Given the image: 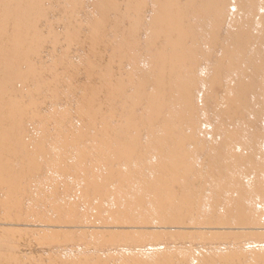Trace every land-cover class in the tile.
<instances>
[{
    "label": "bare ground",
    "instance_id": "6f19581e",
    "mask_svg": "<svg viewBox=\"0 0 264 264\" xmlns=\"http://www.w3.org/2000/svg\"><path fill=\"white\" fill-rule=\"evenodd\" d=\"M58 27L70 57L110 66L82 86L78 64L55 63L63 94L91 100L49 120L19 97L47 52L42 29ZM45 146L74 152L39 164ZM28 223L106 231L45 247L22 237ZM153 225L235 232L165 243L112 230ZM0 226V264H264V0H0Z\"/></svg>",
    "mask_w": 264,
    "mask_h": 264
},
{
    "label": "rangeland",
    "instance_id": "374dc122",
    "mask_svg": "<svg viewBox=\"0 0 264 264\" xmlns=\"http://www.w3.org/2000/svg\"><path fill=\"white\" fill-rule=\"evenodd\" d=\"M59 16H61L62 15V13H64L63 12V10L62 9H60L59 10V13L58 12H56ZM62 16H64V15H62ZM65 18H66V16H65ZM66 21V22H65ZM69 21L67 20V19H65L64 20V23L66 24L65 26H67V25H69L70 26V23H68ZM129 26V25H128ZM66 29V28H65ZM43 31H42V33L45 35V38H44V36H42V37H40V39H42V40H40V42H39V44L41 45V46H45L46 47V50H47V52L46 53H43L42 55H43V60L42 61H39V59L37 60V59H34V58H32V57H30V59L32 60V61H34V63L32 62L31 63V60H30V63L33 65H35L36 67L34 68V72H35V74L34 73H32L33 75H31V77L30 78H32L33 79V81L34 82H32V83H28V84H26L25 85V90H23L22 92H20L21 94H20V102L21 103H23V104H25L26 105V107H28V108H30L31 109V106L33 107V109L34 110H39V115H41L43 118H46V116H47V118H49V120H51L52 118H56V115H55V117L54 116H52L51 118H50V116L48 115V113H46L47 111H48V109H54V107L53 106H57V114H59L60 115V117H62V118H64V116H63V114L65 115V116H69L70 114H71V116L75 113L74 111H77V110H75V106H77L78 108H76V109H78V110H81V108L83 107V109H85V105H87L89 102L88 101H90L91 99H87L88 98V96H85V98L83 99V97H80V98H77L76 96L74 97V96H70V95H64L63 94V92H62V90H60V86H61V84H62V82L63 81H65V80H67L66 78H63V76L60 74V72H59V70L57 71L56 69H55V66H56V64H57V62H60V61H63L64 63H63V65H70L71 63L73 64H71L69 67H76L77 66V64H78V69H79V71H74L73 72V77H72V80L73 81H75V83L76 84H79V83H83V84H80V85H82V86H84L85 85V82L87 83V84H91V85H93V86H96L97 85V82H95L94 80H96V79H93V81L92 80H89V79H87L86 77H84V73L86 72V73H89V72H93V73H96L97 72V69H105V68H107V67H109L110 66V64H109V62L110 61H108V62H106V61H103V62H95L94 63V60H89V59H92V58H89L88 60L89 61H93V63L94 64H92L91 62H87L88 60H83V59H80V61H79V58H77V55H78V53L76 54V56L75 57H70V55L68 54V51L69 50H66V49H70V48H73L74 50H77L78 49V46L77 45H75V44H73V43H68V42H66L65 43V41L64 42H62V40H61V38H64V29L62 28V27H58V28H55L54 30L55 31H57L56 33V36L57 37H55L54 36V38L58 41V42H56L55 41V39L54 38H52L53 36H52V33H55L54 31L53 32H48L46 29H42ZM85 31V30H84ZM84 31H81L80 32V38L82 37V35H83V33H84ZM70 32H73L72 31V29H71V31ZM152 32V31H151ZM67 33V32H66ZM65 33V34H66ZM77 33V32H76ZM60 34H61V36H60ZM46 35H47V37H50V40H51V38H52V40L50 41L49 40V38H47L46 37ZM51 35V36H50ZM67 35V34H66ZM65 35V36H66ZM77 36V35H76ZM44 38V39H43ZM47 38V39H46ZM46 39V40H45ZM44 40V41H43ZM54 42V43H53ZM95 42V44H97V43H99V41H94ZM42 43V44H41ZM46 43V44H45ZM50 43V44H49ZM70 45V46H68V44ZM57 44V45H56ZM94 43H92L91 44V46H94L95 45ZM100 44V43H99ZM99 44L97 45V46H94V47H99ZM53 45V46H52ZM90 45V43L88 44H86V46H89ZM40 46V47H41ZM61 46V47H60ZM67 46V47H66ZM54 49H53V48ZM62 48V49H61ZM61 49V50H60ZM58 54V55H57ZM50 55V56H49ZM78 59V60H77ZM57 60V61H56ZM72 60H73V62H72ZM13 61H14V63H12V69H13V71L14 72H20L22 75L24 74H27V72H25V71H27V70H25V68L27 69V66L25 65V64H22L21 62H19L17 59H13ZM12 61V62H13ZM56 61V62H55ZM83 61V62H82ZM85 61H86V63H85ZM71 62V63H70ZM82 62V63H81ZM56 63V64H55ZM70 63V64H69ZM81 63V64H80ZM87 63H89V64H87ZM97 63V64H96ZM108 63V64H107ZM22 64V65H21ZM42 64V65H41ZM44 64H47L49 67H51V68H54V70L53 71H51V73H50V71H48V70H46L45 68H43L44 66H46V65H44ZM87 64V65H86ZM93 65L94 67H96V69L93 67V69H92V71H91V69H89V65ZM103 64V65H102ZM107 66H106V65ZM55 65V66H54ZM81 65H83L84 66V69H83V66H81ZM88 66V69H87V67L86 66ZM90 65V66H91ZM96 65H98V66H96ZM104 65H105V67H104ZM19 66H21V67H19ZM102 66V67H101ZM65 67V66H64ZM92 67H90V68H92ZM21 68V69H20ZM82 69L83 70H85V71H82ZM87 69V70H86ZM21 70V71H20ZM88 70H89V72H88ZM24 72V73H23ZM55 74V75H54ZM58 74H60V75H58ZM29 75V74H28ZM28 75H26L25 76V78L28 76ZM78 75H79V77H78ZM54 76H55V78H54ZM57 77V78H56ZM60 77V78H59ZM25 78L23 79L24 81H25ZM49 78H50V80H49ZM52 78H54L53 80H52ZM22 80V81H23ZM48 80H49V82H48ZM22 81H18V82H15V83H12L13 85L14 84H16L15 86H20V85H24V81L22 82ZM58 81V82H57ZM77 81H79V82H77ZM21 82V83H20ZM54 82V83H53ZM35 83H39L40 84V86L39 87H41V88H44V90H46V89H51V87L53 88L54 87V90H55V94H54V96L53 97H50V96H47V94H40V92L38 91V93H37V88H35V90H34V87H33V84L34 85H36ZM47 83H48V85H47ZM51 84V85H50ZM52 84H53V86H52ZM86 84V85H87ZM96 84V85H95ZM28 85V86H27ZM58 86L59 88H56V86ZM90 85V86H91ZM31 87V89L32 90H34L33 92H31L30 91V93H28L27 91L29 90V88ZM26 88H28V90L26 89ZM36 92V93H35ZM88 94H89V92H88ZM87 94V95H88ZM25 95V96H24ZM55 95H56V97H55ZM90 95V94H89ZM23 96V97H22ZM47 97V98H46ZM61 97V98H60ZM25 98V99H24ZM31 98L33 99V100H31ZM56 98V99H55ZM69 100V102H71V104H70V106L68 107V108H65L64 109V107H62V101L63 100ZM82 99V100H81ZM53 100V101H52ZM85 100V101H84ZM58 101V102H57ZM80 101H82L81 103H80ZM25 102V103H24ZM33 102V103H32ZM32 103V104H31ZM82 103L83 104H85V105H83V106H81L82 105ZM28 104H30V105H28ZM44 105V107L43 108H41V107H39V106H41V105ZM56 104V105H55ZM77 104V105H76ZM34 105H35V107H34ZM75 105V106H74ZM45 149H48L49 150V152L48 153H52L51 155L49 154L48 156L46 155V156H41V155H38L37 153H30L31 154V156H32V158L34 159V160H37V161H39V164H44V163H50L49 161H51V160H53V159H55V158H58V157H60L61 155H67V154H70V153H73L74 152V149H72L71 150V148H54V147H47V146H45ZM59 151V152H58ZM55 152V153H54ZM55 155H54V154ZM58 153H61V155H59ZM76 153V152H75ZM42 157V158H41ZM54 157V158H53ZM112 158H116V161H119V160H121L120 158H117V157H112ZM48 161V162H47ZM150 161H152V162H156L157 161V159L156 158H151L150 159ZM18 167H20V165L18 166ZM45 218H47V217H45ZM75 219H77V217H74ZM52 226H48L47 224H25V225H23V226H20V227H17L18 229H20V230H25V231H28V232H31V234L30 233H27V234H30V235H24V236H22L23 238H25L26 239V241H28V242H30L31 244H35V241H37V242H39V243H41V244H43L45 247H49V245L50 246H56V248H57V246H61V245H63L64 243H65V241H67L68 239H70V238H68L67 236L65 237L64 235L65 234H67V233H71L72 235H74L75 237L77 236V235H79V234H82V233H86V234H88L89 233V235H90V233H92V232H105L106 231V229L105 228H100V227H96V228H91V227H83V226H76V227H71V228H61V227H59V228H51ZM7 230L8 229V227H5V226H0V230ZM53 230H55V231H53ZM65 230V231H64ZM99 230V231H98ZM112 230H124V231H128V232H131V233H138V232H147V233H145V234H149V235H146V236H152L151 238L150 237H145V239L144 238H137V237H132L134 240H136V241H142L143 239L144 240H146V239H148V240H151L152 238H154V241H163V242H167V240L169 241V238L171 237V239H174V240H176V236H179L180 234H183V236H188L186 233H192V232H194V234L195 235H200L199 237H197V236H193V239H202V238H207V239H211V237L213 238L214 237V235H215V233H219V234H222L223 232L224 233H227V232H230V233H234L235 231H231V230H224V229H222V228H219V229H216V230H204V229H199V230H195V229H191V228H188V229H178V228H168V227H166V226H156V225H153L152 227H149V228H145V229H140V228H125V229H123V228H119V229H117V228H114V229H112ZM53 231V232H52ZM138 231V232H137ZM64 232V233H63ZM157 233V235H156V233ZM160 232V233H159ZM185 232V233H184ZM246 232H248V231H246ZM259 232V234H264V230H261V231H257V232H254V233H258ZM153 234V235H152ZM155 234V235H154ZM11 236H13V235H11L9 232H8V235L6 234V235H4V239H11ZM36 237V238H35ZM156 237V238H155ZM64 238H65V240H64ZM220 238V237H219ZM17 239V238H16ZM36 239V240H35ZM74 240H77L76 238H73ZM132 239V240H133ZM170 239V240H171ZM13 240V239H12ZM92 241L93 239L92 238H87V241ZM164 240H166V241H164ZM20 241V240H19ZM94 241V240H93ZM153 240H152V242H154ZM160 241V242H161ZM51 243H52V245H51ZM173 245V244H172ZM11 246H13V247H16V246H14V245H11ZM174 246V245H173ZM61 248H64V247H61ZM67 247H65V249H66ZM80 251H83V250H78V249H76V250H74L73 252L72 251H70V252H68V253H65L64 255H61V253H50V254H52V255H56L57 256V258H58V256H62V257H66V258H68V259H77L78 257H80L81 256V252ZM88 252V251H87ZM202 252V251H201ZM182 253H183V250H182ZM46 254H49V253H46ZM55 263V261H53L52 259H50V262L48 261V263L50 264V263Z\"/></svg>",
    "mask_w": 264,
    "mask_h": 264
}]
</instances>
